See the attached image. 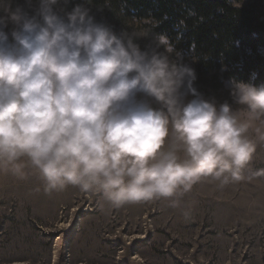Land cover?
Listing matches in <instances>:
<instances>
[{"label":"clouds","instance_id":"obj_1","mask_svg":"<svg viewBox=\"0 0 264 264\" xmlns=\"http://www.w3.org/2000/svg\"><path fill=\"white\" fill-rule=\"evenodd\" d=\"M90 5L0 0V172H34L45 194L71 185L117 209L206 179L224 188L264 177L244 175L257 152L252 122L264 141V83L230 80L245 106L240 123L227 102L217 107L194 87L181 36L155 34L142 47L148 30L117 32Z\"/></svg>","mask_w":264,"mask_h":264},{"label":"rangeland","instance_id":"obj_2","mask_svg":"<svg viewBox=\"0 0 264 264\" xmlns=\"http://www.w3.org/2000/svg\"><path fill=\"white\" fill-rule=\"evenodd\" d=\"M183 62L194 69L192 54L183 55ZM229 82L199 92L217 107L227 102L245 123V106L234 102ZM259 126L252 122L248 132L257 152L246 176L264 169ZM43 184L34 172L25 180L0 172V264H264V177L224 188L206 179L170 200L118 209L102 194L70 185L48 195ZM23 200L35 202L42 217L31 214Z\"/></svg>","mask_w":264,"mask_h":264},{"label":"trees","instance_id":"obj_3","mask_svg":"<svg viewBox=\"0 0 264 264\" xmlns=\"http://www.w3.org/2000/svg\"><path fill=\"white\" fill-rule=\"evenodd\" d=\"M90 6L98 21L117 32L148 30L150 36L139 41L142 47L155 34H166L174 43L181 36L177 50L194 56V86L200 92L213 83L221 88L232 78L264 83V0L241 5L232 0H91Z\"/></svg>","mask_w":264,"mask_h":264},{"label":"crops","instance_id":"obj_4","mask_svg":"<svg viewBox=\"0 0 264 264\" xmlns=\"http://www.w3.org/2000/svg\"><path fill=\"white\" fill-rule=\"evenodd\" d=\"M30 201L23 200L22 202H27V205H25V206L31 208V210H32L31 214H33L34 216L42 217V215H39V214L36 213V211H38V209H37L38 206L34 204L35 202L31 204ZM21 216H23V215H21Z\"/></svg>","mask_w":264,"mask_h":264}]
</instances>
